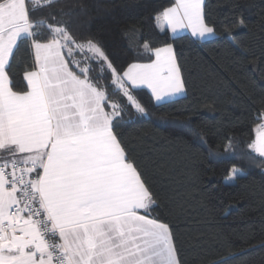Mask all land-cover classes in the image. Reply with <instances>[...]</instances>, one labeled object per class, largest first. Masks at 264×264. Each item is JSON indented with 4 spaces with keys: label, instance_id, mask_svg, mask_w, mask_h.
<instances>
[{
    "label": "snow or ice",
    "instance_id": "1",
    "mask_svg": "<svg viewBox=\"0 0 264 264\" xmlns=\"http://www.w3.org/2000/svg\"><path fill=\"white\" fill-rule=\"evenodd\" d=\"M59 2L0 0V264H185L171 224L152 214L156 194L118 131L125 117L149 118L137 90L148 89L155 106L186 95L174 43L145 41L137 45L145 62L117 67L102 43L71 31ZM206 6L172 0L152 20L172 40L219 38ZM42 8L52 12L34 21ZM243 27L238 18L224 28L237 49L232 30ZM21 45L31 63L17 80ZM93 66L103 75L90 76ZM258 119L247 149L264 167V114ZM234 151L229 142L225 152ZM242 175L233 166L224 179Z\"/></svg>",
    "mask_w": 264,
    "mask_h": 264
},
{
    "label": "trees",
    "instance_id": "2",
    "mask_svg": "<svg viewBox=\"0 0 264 264\" xmlns=\"http://www.w3.org/2000/svg\"><path fill=\"white\" fill-rule=\"evenodd\" d=\"M171 2L60 0L55 7L68 13L62 19L77 37L102 43L117 67L145 62L147 54L138 55L137 47L145 41L154 47L174 43L186 95L155 106L148 90H137L149 118L125 117L118 131L156 194L152 214L171 224L185 264H215L226 255L233 256L229 264H264V167L247 149L264 114V0H206L208 22L219 37L207 41L189 34L172 40L170 32L155 28L154 13ZM51 12L42 8L32 18L46 20ZM238 18L245 27L232 30L237 49L224 28ZM30 63L21 45L13 63L17 80ZM98 75L93 66L90 76ZM229 142L235 151L226 153ZM233 166L243 175L226 182Z\"/></svg>",
    "mask_w": 264,
    "mask_h": 264
},
{
    "label": "crops",
    "instance_id": "3",
    "mask_svg": "<svg viewBox=\"0 0 264 264\" xmlns=\"http://www.w3.org/2000/svg\"><path fill=\"white\" fill-rule=\"evenodd\" d=\"M209 39H212V38H209ZM209 39H208V40H209ZM146 90H148V89H146ZM148 91H149V90H148ZM176 99H177V98H176Z\"/></svg>",
    "mask_w": 264,
    "mask_h": 264
},
{
    "label": "rangeland",
    "instance_id": "4",
    "mask_svg": "<svg viewBox=\"0 0 264 264\" xmlns=\"http://www.w3.org/2000/svg\"><path fill=\"white\" fill-rule=\"evenodd\" d=\"M230 182H232V181H230Z\"/></svg>",
    "mask_w": 264,
    "mask_h": 264
}]
</instances>
